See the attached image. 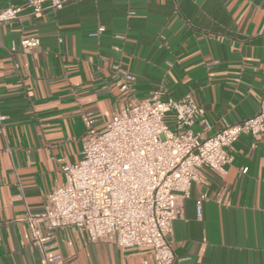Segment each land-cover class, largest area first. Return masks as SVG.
I'll list each match as a JSON object with an SVG mask.
<instances>
[{
    "label": "crops",
    "instance_id": "1",
    "mask_svg": "<svg viewBox=\"0 0 264 264\" xmlns=\"http://www.w3.org/2000/svg\"><path fill=\"white\" fill-rule=\"evenodd\" d=\"M10 4L23 0H0V10ZM32 36L38 46L24 50ZM113 64L135 76L130 89H119ZM156 91L190 93L206 133L254 115L264 93V0H70L0 24V264H46L44 254L57 253L59 264H143L145 250H123L111 236L90 242L72 228L55 229L43 251L25 216L43 208L59 164L79 159L84 114L101 129ZM230 153L224 174L203 169L182 200L173 264H264V134L241 133Z\"/></svg>",
    "mask_w": 264,
    "mask_h": 264
},
{
    "label": "built area",
    "instance_id": "2",
    "mask_svg": "<svg viewBox=\"0 0 264 264\" xmlns=\"http://www.w3.org/2000/svg\"><path fill=\"white\" fill-rule=\"evenodd\" d=\"M68 1L10 4L0 10V24L20 17L24 9L37 14ZM38 44V37L21 40L24 50ZM111 68L120 80L119 89H130L135 76L118 64ZM202 115L203 108L190 93L163 99L158 91L118 109L101 129L84 114L79 159L60 163L61 179L46 194L43 208L27 210L32 244L44 251L55 229L72 228L90 242L111 236L123 250H145L143 264H173L172 221L182 213V200L193 184L202 182L203 169L226 172L232 160L230 147L241 133L264 134V93L254 115L211 133H206L211 125ZM195 124L201 125L200 131ZM203 200L202 196L196 200L198 215ZM44 255L46 264L63 261L59 253Z\"/></svg>",
    "mask_w": 264,
    "mask_h": 264
},
{
    "label": "rangeland",
    "instance_id": "3",
    "mask_svg": "<svg viewBox=\"0 0 264 264\" xmlns=\"http://www.w3.org/2000/svg\"><path fill=\"white\" fill-rule=\"evenodd\" d=\"M169 127H170V128H173V126H172V125H169Z\"/></svg>",
    "mask_w": 264,
    "mask_h": 264
}]
</instances>
